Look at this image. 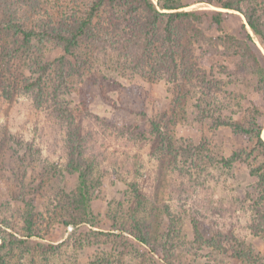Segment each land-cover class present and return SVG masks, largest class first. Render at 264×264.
<instances>
[{"label": "trees", "instance_id": "obj_1", "mask_svg": "<svg viewBox=\"0 0 264 264\" xmlns=\"http://www.w3.org/2000/svg\"><path fill=\"white\" fill-rule=\"evenodd\" d=\"M39 2L0 0V62L6 58L19 62L14 74L0 73V100L10 102L14 93L21 91L31 96L36 110L46 104L54 115L57 114L53 132L62 128L61 122L65 125L63 139L71 149L66 169L76 176L77 184L65 197L69 205H63L62 210L67 211L68 220L62 222L72 225L97 223L91 220L94 217L90 201L100 183L95 162L85 158L86 142L80 137V120L65 98L68 85L84 95L91 86L97 85V79L106 80L103 74L106 69L122 66L123 71L129 70L141 79L164 81L172 95L164 105L156 102L148 132L141 130L136 136L141 143L152 146L153 158L160 163L156 168L158 180L146 184L138 179L126 180L119 174L113 175L115 181L124 180L130 190L131 205L127 217L121 219L119 212L123 206L119 204L112 211V219L115 226L121 225V230L132 233L137 247L146 250L147 253L141 255L142 261L145 264H180L187 255H197L190 248L192 245L186 246L180 240L181 214L184 215L186 206L190 205L189 211L198 218L203 217L193 204L197 186H192L187 177L194 175L204 181L210 175L209 170L217 164L227 169L235 163L244 164L250 176L256 179L252 188L255 190L236 203H252V208L245 209L249 214L246 229L255 236L264 233V160L257 164L258 158H264V125L259 124L264 117V56L254 42L255 38L264 46V0H65L68 6L59 12L58 22L45 21L42 25L34 22ZM195 4L220 10L187 9ZM229 12H236L243 18L244 23L237 29H230L228 23L237 15ZM48 44H55L61 50L57 58L47 60L42 54L41 48ZM24 69L29 76H24ZM248 75L254 80L262 106L251 103L243 120L237 121L233 115L239 112L240 106L235 101L237 97L230 96L227 90ZM99 87L103 90L101 81ZM135 94L141 97L138 87H135ZM233 99L232 104L230 100ZM129 102L135 103L126 101ZM189 108L197 125L209 123L215 131L228 129L239 143H245L234 145L230 156L218 158L211 141L195 145L177 137L176 125L186 119ZM12 122L14 120L0 124L2 165L9 163L5 156L8 142L15 140L19 148L23 145V136L18 138L16 133L10 132L8 125ZM31 147L29 144L30 150ZM12 152L17 153L18 149ZM35 152L40 153L38 149ZM144 187H148V193ZM164 194L177 203L180 212L173 214L171 203L163 200ZM25 205L27 211L18 213L23 221L22 238L14 234L2 238L0 264L7 263L5 257L9 253L17 252L22 257L31 247L29 239L41 237L33 213L34 202L28 201ZM226 207L224 204L218 210L226 211ZM198 218H192L193 245L197 249L204 246L212 253H230L241 264H264L259 254L233 233L218 232L208 237L199 226ZM82 241L75 243L80 246ZM37 246L44 253L61 247ZM183 246L186 248H181ZM148 254L151 258H146ZM209 257L211 260L207 264H217L215 258ZM104 260L105 257L101 258V264L106 262Z\"/></svg>", "mask_w": 264, "mask_h": 264}, {"label": "rangeland", "instance_id": "obj_2", "mask_svg": "<svg viewBox=\"0 0 264 264\" xmlns=\"http://www.w3.org/2000/svg\"><path fill=\"white\" fill-rule=\"evenodd\" d=\"M37 1L40 2L34 22L40 25L45 21L58 22L59 12L68 6L65 0ZM69 6L71 7V4ZM194 8L220 10L205 4L191 5L187 9ZM229 13L238 16L231 18L228 23L231 30L237 29L242 22L244 23L238 13ZM254 42L264 56V46L255 38ZM41 50L47 60L57 58L61 54V50L55 44H48ZM18 65L17 60L6 58L0 62V73L9 75L11 72L12 75ZM24 70V76H29L27 69ZM103 74L106 80L97 79V85L91 86L84 95H79L72 85H68L69 91L65 93L66 100L70 102L69 106L81 123L80 137H84L86 142L85 158L87 161L95 162L97 176L100 178L99 186L94 189L90 201V210L94 217L91 220H96L95 224L72 225L62 222L68 220L67 211L62 210V206L68 204L66 195L74 190L77 180L76 176L68 173L66 169L67 162L71 160V149L63 139L66 132L62 130L65 129V125L61 122L62 128L57 129L62 133L61 135H58L57 131L53 132L56 128L57 114L54 115L46 104L36 110L31 96H26L21 91L14 93L10 102L0 100V124L14 120L8 125L10 132L16 133L18 138L19 135L23 136V145L20 148L15 145V140L8 142L5 156H8L9 163L0 164V242L2 238L7 237V234L22 238L23 221L18 213L27 211L25 204L28 201L34 202L35 221L37 227L41 229V237L33 236L29 239L31 247L24 252V255L19 257L17 252L9 253L5 257L6 264H101L103 257L106 261L103 264H145L141 255L147 253L146 250L137 247L132 233L121 230V225L120 228L115 226L112 219V211L119 207V204L123 206L119 212L121 219L127 217L131 205L128 193L130 190L124 180L115 181L113 175L119 174L126 180L138 179L146 184L158 180L156 168L160 163L153 158L152 146L141 143L136 136L141 130L148 132L149 120L154 116L153 109L156 107V102L159 101L164 105L171 100L172 95L167 91L164 81L141 79L129 70L123 71L122 66L106 69ZM100 81L104 86L103 90L99 87ZM135 87H138L142 93L141 97L135 94ZM83 88L86 89L85 86ZM227 92L230 96L233 94L237 97L235 101H238L240 108L239 112L233 115L237 121L243 120L251 103L262 106L260 94L256 92L254 80L250 75L235 82ZM0 95L2 96L1 91ZM142 95L146 97L142 98ZM127 100L135 103H126ZM230 101L234 103V99ZM188 111L186 119L176 125L177 137L188 139L195 145L202 141H211L218 158L221 155L230 156L234 145L240 146L245 143H239L228 129L215 131L209 123L197 125L192 119L191 108ZM259 124L264 125V117L259 120ZM262 138L264 140L263 134ZM29 144H32L31 150L28 148ZM15 149H18L17 153L12 152ZM37 149L40 153L35 152ZM263 160L264 158H258L257 164H261ZM55 162H58L57 166L54 165ZM209 173L204 181L203 178L194 175L187 177L192 186H197L193 204L200 209L203 217L198 218L191 210L189 211L190 205L186 206L184 215L181 214L180 240L186 246L192 245L193 248L192 246L190 248L197 255L194 257L187 255L180 264H207L211 260L209 256L215 258L217 264H241L231 257L230 253H212L204 246L197 249V246L193 245L192 218H198L199 226L208 237L218 232L235 234L259 254L264 262V233L255 236L246 229L249 214L245 209L247 206L251 207L252 203L249 201L243 202V205L236 203L242 196L255 190L252 188L256 179L250 176L246 165L241 163H235L231 169L217 164L209 170ZM144 191L148 193V187H144ZM163 200L166 204L171 203L173 214L180 212L177 203L168 200L166 194ZM224 204H227V210L219 211L218 209ZM165 216L161 218L164 219ZM126 227L128 230L131 228L128 223ZM89 231L100 232L103 235H92ZM87 235L90 237L88 238ZM66 241L69 242L63 245ZM75 241L82 243L79 246ZM48 244L57 247L61 245L60 250L57 248L54 252L44 253L37 246ZM134 245L137 248H134ZM149 257L151 258L149 254L148 257L146 255V258Z\"/></svg>", "mask_w": 264, "mask_h": 264}]
</instances>
